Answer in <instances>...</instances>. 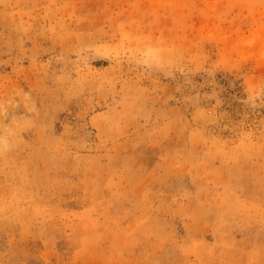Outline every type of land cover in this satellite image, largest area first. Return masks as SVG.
<instances>
[{
	"label": "rangeland",
	"instance_id": "rangeland-1",
	"mask_svg": "<svg viewBox=\"0 0 264 264\" xmlns=\"http://www.w3.org/2000/svg\"><path fill=\"white\" fill-rule=\"evenodd\" d=\"M0 264H264V0H0Z\"/></svg>",
	"mask_w": 264,
	"mask_h": 264
}]
</instances>
